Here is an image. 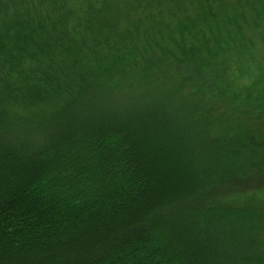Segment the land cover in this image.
Returning a JSON list of instances; mask_svg holds the SVG:
<instances>
[{"label": "trees", "instance_id": "obj_1", "mask_svg": "<svg viewBox=\"0 0 264 264\" xmlns=\"http://www.w3.org/2000/svg\"><path fill=\"white\" fill-rule=\"evenodd\" d=\"M0 264H264V0H0Z\"/></svg>", "mask_w": 264, "mask_h": 264}]
</instances>
